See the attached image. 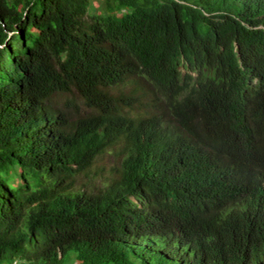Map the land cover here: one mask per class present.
<instances>
[{"label":"trees","instance_id":"trees-1","mask_svg":"<svg viewBox=\"0 0 264 264\" xmlns=\"http://www.w3.org/2000/svg\"><path fill=\"white\" fill-rule=\"evenodd\" d=\"M93 7L0 0V264H264V0Z\"/></svg>","mask_w":264,"mask_h":264},{"label":"rangeland","instance_id":"rangeland-1","mask_svg":"<svg viewBox=\"0 0 264 264\" xmlns=\"http://www.w3.org/2000/svg\"><path fill=\"white\" fill-rule=\"evenodd\" d=\"M93 7L91 12H99L98 8L101 6L102 0H92ZM183 73H186V69H183ZM142 107V104L139 105ZM119 158L115 156L114 152L111 153H105L100 161L98 162V167L94 169V171L90 174V177H80L79 183L82 184L83 182H89L95 185H101L103 181L106 180V178L110 174V170L112 166L117 165ZM97 171V172H96Z\"/></svg>","mask_w":264,"mask_h":264}]
</instances>
